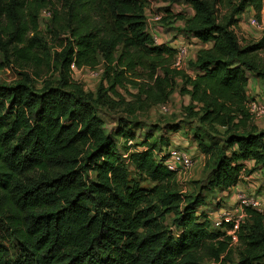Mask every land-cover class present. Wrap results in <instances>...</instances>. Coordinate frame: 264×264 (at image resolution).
<instances>
[{"label": "trees", "instance_id": "16d2710c", "mask_svg": "<svg viewBox=\"0 0 264 264\" xmlns=\"http://www.w3.org/2000/svg\"><path fill=\"white\" fill-rule=\"evenodd\" d=\"M61 1L64 18L57 20L55 12L53 30L68 38L49 58L55 72L37 86L28 69L37 36L27 39L37 25L26 20L24 0H0V47L12 50L21 67L17 81L0 85V264L220 261L233 235L214 230L208 215L198 213L206 204L204 189L182 192L177 173L156 159L170 138L159 149L147 143V150L128 154L158 183L146 189L130 177L96 107L129 116L166 104L181 77V91L190 96L187 116L214 134L209 141L194 136L212 166L207 188L229 189L243 174L264 173V130L248 107L251 75L264 80V39L242 45L235 31L238 16L249 7L260 15L264 0H167L192 6L193 15L181 18L184 32L208 44L187 63L193 75L173 67L176 48L154 45L144 0ZM72 64L102 66L96 91L72 78ZM127 83L138 86L132 100L118 90ZM128 136L127 144L135 139ZM244 211L233 264H264V212ZM224 226L232 229L234 222ZM7 240L17 243V256Z\"/></svg>", "mask_w": 264, "mask_h": 264}, {"label": "rangeland", "instance_id": "374dc122", "mask_svg": "<svg viewBox=\"0 0 264 264\" xmlns=\"http://www.w3.org/2000/svg\"><path fill=\"white\" fill-rule=\"evenodd\" d=\"M233 1L237 2L238 0ZM144 2L146 6L148 31L151 33L153 30H156L163 38L166 45L173 48H177L181 42L186 41V43L190 45L188 55L189 61L195 59L199 49L208 46V44L197 42L194 40V37L187 36L184 32V22L182 19L193 15L194 11L191 5L183 1L172 3L167 0H144ZM24 10L26 20L30 22V25L33 26L35 23L37 25L36 31L31 28L30 32L27 34L28 40L37 36L32 46V51L35 53L34 55H36V58L32 62V67L28 69L31 75L35 77V84L41 86L43 81L50 78V75H53L55 72V70H51L54 68V64L49 61L50 56L56 51H61L68 38L67 33L56 34L53 30L55 24L52 19L55 12L57 11V20H60L59 16L64 18L62 1L24 0ZM156 15H161L162 19L154 22L152 18ZM250 16H256L260 20V29L248 23ZM235 31L242 45L264 39V4L260 15L254 8L250 7L246 9L244 13L240 14L235 24ZM172 42H174V44L171 45ZM11 51L12 50L6 52L0 47V85L13 84L20 77L19 72L21 71V67L19 66V62L14 61L15 56L11 55ZM259 56L264 60V50L259 52ZM187 67L188 65L185 66L184 70L192 74L193 71ZM99 68H102V66H98L96 69ZM92 70L91 68H81L72 72V78L80 83L87 92L96 91L101 82V75L92 77ZM146 74L147 72H143L144 76H146ZM250 84L253 85V87H248L249 101L264 103V80L251 75ZM183 85V79L178 77L171 99L167 103L169 108L167 112L161 111L160 105H153L152 107L138 110L136 113L127 116L123 110H111L102 106L96 107L97 114L104 120L105 132L115 139L118 151L125 159L130 177L138 181L140 185L146 189H150L158 183L141 174L129 160L128 154L133 151L147 150L148 146L151 144H153L156 149H159L160 146L166 145L167 139L170 138V136L174 135H176L175 141H178L177 145L180 148L183 147L179 140L184 141V139H182L183 137L194 138L196 135H206L209 141L212 139V135H214H211L209 131H205V128L198 124H196V127L192 126L191 123L194 119L188 117L184 109L189 104V95L182 93L181 89ZM256 89L258 91L257 94L255 93ZM118 90L125 95L128 100H132L133 96L139 91L138 86L131 83L118 87ZM255 121L257 125L264 130V118L255 119ZM176 126L180 127V129L183 128L184 131L178 132L180 129L176 131ZM123 130H125V132L121 133L120 131ZM188 133L191 135L189 136ZM131 134L135 136L134 145H136L132 150L128 151L130 145L128 146L127 139H129L128 135ZM171 142L173 144L172 139ZM185 149L188 150V148ZM204 154L200 155L199 153V156L195 154L193 158L194 167L186 173L178 174L177 183L184 193L197 192L204 189L206 204L198 208V213L204 211L208 215L214 230L224 231L228 235H231V229L216 227L213 224V219L218 212L223 209L233 211V219L239 221V224L245 221L246 217L245 215L242 216V211L239 209V201H237L236 198L235 203L229 202L232 193L223 195L221 189L211 191L207 188L212 166L206 165L207 156L205 157ZM159 157L160 156L156 154V159ZM251 167H253L252 164L248 168L250 169ZM254 171V173H252V178L245 183L244 187L248 194L259 197L262 202V212H264V173L258 169ZM88 172L90 179L94 180L95 172L93 170H89ZM245 175L247 174H244V176ZM248 184H253L254 187H249ZM2 228L3 226L0 225V239L2 238L1 235H4ZM5 244L10 247L12 254L15 256L18 255L19 249L15 241L7 240ZM239 251L238 237L234 234L231 249L228 254H224L220 261H207L205 264H233V261H236L238 258Z\"/></svg>", "mask_w": 264, "mask_h": 264}, {"label": "built area", "instance_id": "2783aa9c", "mask_svg": "<svg viewBox=\"0 0 264 264\" xmlns=\"http://www.w3.org/2000/svg\"><path fill=\"white\" fill-rule=\"evenodd\" d=\"M162 19L161 15H156L152 18V20L159 21ZM248 23L255 27L260 29L261 23L260 20L256 16H250L248 19ZM148 28V26H147ZM153 35L154 45L156 46H162L166 45L163 38L159 35V33L156 30H153L151 32ZM194 40L197 42L199 41L197 38L194 37ZM200 42V41H199ZM189 48L190 45L186 43V41L181 42L178 47L176 48V53L173 61V67L177 69H184L187 65L189 58ZM72 71H75L78 69L74 64L71 66ZM103 71V68L96 69L94 68L91 71L92 77H98L101 75ZM248 107L252 115L255 119L264 118V103H258L256 101H249ZM168 105L166 104H160V110L163 112L168 111ZM128 145H134V140L130 139L128 140ZM160 158L162 159V163L171 171H174L178 174L180 173H186L190 171L194 167V159L189 153V151L185 148H180L177 144H172V142L162 149V151L159 153ZM238 201H239V209L242 211V216L245 215V208L251 207L254 209H258L262 211V202L257 196H253L248 194L246 191H239L238 192ZM233 211L231 210H220L218 214L213 219V224L216 227H225V223H232L234 222V227L231 229L232 232L231 235L234 236L235 230L239 226V221H236L233 219Z\"/></svg>", "mask_w": 264, "mask_h": 264}, {"label": "crops", "instance_id": "0c3cea01", "mask_svg": "<svg viewBox=\"0 0 264 264\" xmlns=\"http://www.w3.org/2000/svg\"><path fill=\"white\" fill-rule=\"evenodd\" d=\"M172 44H174V42H172L171 45ZM192 74H194V73H192ZM249 86L250 87H253V85H251L250 83H249ZM257 92L258 91L256 89V92L255 93L257 94ZM248 96H249V92H248ZM188 100L190 102V96H189ZM263 100H264V98H263ZM191 124H192V126H194L193 123H191ZM180 131H184V129L182 128L178 132H180ZM178 132H175V133H178ZM175 133H173V134H175ZM188 135L190 136L191 134L188 133ZM171 139L173 140V143L174 144H177L178 143V141H175L176 140V135L170 136V142H171ZM182 139H184V141H180L179 140V142L182 144V147L183 148H188V151H189V153L191 154V156L193 158L195 157V154L198 155V156H199V153H200V155L201 154H204V152H202V150L198 146L197 141L195 140V138H191V137L185 138V137H183ZM204 156L206 157L205 154H204ZM251 164H252V166H254V161H252V160L247 161L246 162V167H249ZM258 170L262 171L261 169H258ZM254 172H252V173H254ZM252 173L251 174H248V175H245V176L243 174V180L240 183H238L236 186H233V187H231L229 189H223V190H221L223 195H225L227 193H230V194L232 193V195L230 197V201H229L230 203H235V198L238 201V196L237 195H238V192L239 191H241V190L246 191V188L244 187V185H245V183L247 181H249L252 178ZM248 186L249 187H252V188L254 187L253 184H248Z\"/></svg>", "mask_w": 264, "mask_h": 264}]
</instances>
